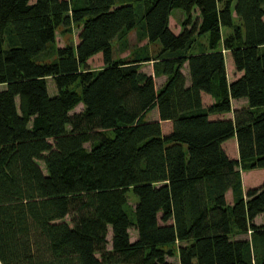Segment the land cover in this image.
<instances>
[{
    "label": "trees",
    "instance_id": "16d2710c",
    "mask_svg": "<svg viewBox=\"0 0 264 264\" xmlns=\"http://www.w3.org/2000/svg\"><path fill=\"white\" fill-rule=\"evenodd\" d=\"M60 28L78 30L74 46L55 45ZM135 28L140 51L160 45V88L146 53L113 58ZM0 85V264H264V181L243 192L238 170L264 171V0H0Z\"/></svg>",
    "mask_w": 264,
    "mask_h": 264
},
{
    "label": "rangeland",
    "instance_id": "374dc122",
    "mask_svg": "<svg viewBox=\"0 0 264 264\" xmlns=\"http://www.w3.org/2000/svg\"><path fill=\"white\" fill-rule=\"evenodd\" d=\"M150 1H147L145 3H142L140 5L141 9L144 10L146 7H148ZM170 27L172 28V31H179L180 30V24L183 20V13L181 10H173L171 18H170ZM230 23L231 27H222L221 28V34H222V39H225L231 33L233 32L234 27H238L239 21L235 17L231 16L230 18ZM140 26V24L137 25V28ZM137 28L129 32L122 40L126 43L128 47V52H125L123 54L120 53V45L122 40H117L113 42V58L116 60L125 58L127 55L131 57L133 56H139V57H144V54L146 53L150 58L151 61L149 62H144L141 64V71H143L146 74H151L155 76V83L156 87L160 88L164 81L165 78L163 76H159V74H155V71L153 69L154 63H156V59L158 58L159 52H160V45L159 43H154V44H149L147 45L143 51H140L142 47H144L146 42H138V34H137ZM77 33L78 30L75 28H60L57 31L56 34V40H55V45L62 47V45H71L74 46L77 42ZM207 45V37L206 36H201L197 37L193 40L190 50L188 53H197L201 50H204ZM222 43L220 44V49H222ZM140 49V50H139ZM89 68L92 70H100L103 66L101 56H96L93 59H91L89 62ZM182 72L183 74L187 77V80L189 78L188 76V69L186 67V64L183 65L182 67ZM225 73H226V79L227 82L230 83L233 79H235L239 74L235 73L233 64L231 62V59L226 56L225 59ZM47 88L48 92L51 96L55 94V88L53 81L51 79L47 80ZM4 89V86L0 85V91ZM76 89V88H75ZM203 104L204 106H208L209 104L213 103L215 99L212 96L209 95H203ZM231 106L233 110L239 109L246 107V100H238V101H231ZM82 111V105L77 106L73 111L70 112V115L73 113H78ZM261 112L264 113V109L260 110ZM225 115V114H224ZM227 117H232V114H226ZM145 120H156L157 119V110L156 108H152L149 110V112L144 116ZM172 129V124L171 122H161V131L163 135L168 134ZM224 149L227 155L230 158H234L238 156V151H237V142L236 138H231L228 141L225 142L224 144ZM40 167L42 171L45 173L43 165L40 164ZM240 175H241V183L243 187V192L246 191L248 188H254L260 186L263 181H264V171L262 169H253V170H246L244 171L240 167L238 168ZM226 201L229 206L232 205V193L231 191H228L226 194ZM137 203V198L131 193H127L126 198H125V205L124 208L126 212L128 213L129 217L133 219V210L134 207ZM67 222H70V218L65 219ZM264 220V216H260L256 220V224L262 223ZM242 238L249 237V233L247 234H241ZM130 237H131V242L136 240V232L134 229L130 230ZM108 240H110V234L108 235ZM178 244H175L172 247H176ZM108 248H110V244L108 245ZM172 264H178L177 263V258L173 257L169 259Z\"/></svg>",
    "mask_w": 264,
    "mask_h": 264
},
{
    "label": "crops",
    "instance_id": "0c3cea01",
    "mask_svg": "<svg viewBox=\"0 0 264 264\" xmlns=\"http://www.w3.org/2000/svg\"><path fill=\"white\" fill-rule=\"evenodd\" d=\"M147 75H151V74H147ZM220 118H232V117H227V115L225 114V115H221V116H219ZM218 116L217 117H214V118H219ZM233 138H235V137H233ZM228 141V140H227ZM224 144H225V142L222 144V147H223V149H224ZM225 150V149H224ZM232 159H234V160H237L238 159V156L237 157H234V158H232ZM242 189H243V187H242ZM245 192V191H244ZM260 217V216H259ZM258 218V217H257ZM257 218L255 219V222H256V220H257ZM259 224H261V223H258V225Z\"/></svg>",
    "mask_w": 264,
    "mask_h": 264
}]
</instances>
